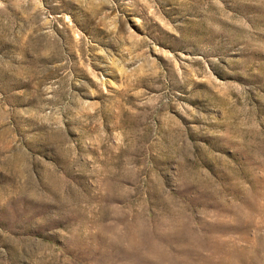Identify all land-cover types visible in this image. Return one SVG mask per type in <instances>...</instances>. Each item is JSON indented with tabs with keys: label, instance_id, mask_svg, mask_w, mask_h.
<instances>
[{
	"label": "rangeland",
	"instance_id": "1",
	"mask_svg": "<svg viewBox=\"0 0 264 264\" xmlns=\"http://www.w3.org/2000/svg\"><path fill=\"white\" fill-rule=\"evenodd\" d=\"M0 264H264V0H0Z\"/></svg>",
	"mask_w": 264,
	"mask_h": 264
}]
</instances>
